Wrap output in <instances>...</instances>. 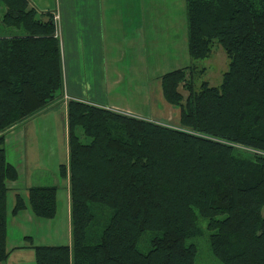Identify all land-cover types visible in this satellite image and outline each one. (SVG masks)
Listing matches in <instances>:
<instances>
[{"label":"trees","instance_id":"1","mask_svg":"<svg viewBox=\"0 0 264 264\" xmlns=\"http://www.w3.org/2000/svg\"><path fill=\"white\" fill-rule=\"evenodd\" d=\"M0 263L6 216L56 213V187L15 194L3 133L61 97L59 43L49 13L26 0H0ZM192 61L221 47L220 84L195 65L159 77L163 101L178 109L169 128L98 106L66 103L69 244L34 245V264H193L192 239L207 233L221 264H264V0H184ZM199 75V76H198ZM179 90L185 93L183 97ZM149 233L146 249H137Z\"/></svg>","mask_w":264,"mask_h":264},{"label":"rangeland","instance_id":"2","mask_svg":"<svg viewBox=\"0 0 264 264\" xmlns=\"http://www.w3.org/2000/svg\"><path fill=\"white\" fill-rule=\"evenodd\" d=\"M100 8L112 12L111 17L121 22L117 23L115 28L109 30L107 34L108 55L105 67L107 103L123 111L145 115L149 107L146 96L151 94L152 106L155 107V111L152 115H149L152 120L147 122L176 128L178 126V109L163 101L160 93L159 77L167 72L195 65L197 70L203 68V73L195 79L194 87L197 88L202 81L206 82L208 86L216 87L220 84L221 75L226 70L227 65L223 50L220 46L213 44L207 58L192 61L188 57L184 0H102ZM2 9L0 5V11ZM136 9L139 15L141 11L144 12L146 9L153 10L154 19L157 23L153 27V34L145 29L144 31L135 30L131 20ZM132 12L133 16H131ZM160 24L163 28L157 27ZM135 35L138 36L137 41ZM151 36L155 37L154 42L151 41ZM114 77H117L118 80L112 83ZM179 91L184 97L185 93L182 90ZM62 98L63 100L67 99V102L69 101V98L65 95ZM157 104H160V106ZM40 137L36 140L37 146H30L28 152L25 153L28 154L30 160L34 156L32 154L34 150L38 154H42L44 153L42 151L46 149L45 147L51 145V140L47 139L48 134ZM26 166L28 171L32 170L35 174L36 167L32 163L31 165L26 163ZM41 174L44 178L49 175L45 173L44 169ZM40 183L49 185L51 182L46 179ZM18 184L19 187H23L21 181ZM58 194H56V213L51 220L34 218L28 211H22L15 217H11L7 213L6 247L8 249L13 244L16 246L13 252H27L25 249H19L26 244L23 242L25 235L30 237L35 245H66L69 236V221L68 218L66 222L63 219V202ZM9 200V195H7V211L13 203ZM261 214L264 216V207ZM55 222H57L56 228L60 231L61 238L52 242L44 240L41 233L47 234L48 227L50 225L53 227ZM149 236V233H144L141 236L137 244L139 251H145ZM190 242L196 246L193 264H221L209 252L205 231L200 237L192 239Z\"/></svg>","mask_w":264,"mask_h":264},{"label":"crops","instance_id":"3","mask_svg":"<svg viewBox=\"0 0 264 264\" xmlns=\"http://www.w3.org/2000/svg\"><path fill=\"white\" fill-rule=\"evenodd\" d=\"M26 2L28 7L32 8L37 15L49 13L51 16V12L55 9L58 12L59 53L63 81L62 96L65 95L69 100L98 106L144 121L152 120L149 115L154 113L155 107L152 106L151 94L146 96L149 103L147 112L149 113L146 114V112L145 115L123 111L107 103L105 96V67L108 55L107 34L109 30L115 28L117 23L121 22L111 17L112 12L100 8L102 0H26ZM131 16H133V12ZM131 22L136 31L139 29L144 31L145 29L151 34H153V27L157 24L153 10L149 11L148 9L144 12L141 11L140 15L136 9ZM157 27L163 28L161 24ZM167 28L169 27L167 26ZM137 39L138 36L135 35V40L137 41ZM154 39L155 37L151 36L152 42ZM117 80L118 78L114 77L112 83ZM62 96L50 103L48 107L7 129L3 133V148L6 161L17 172L16 181L7 184L9 201L12 203L15 194H20L25 198L26 190L29 187L54 186L56 187V194L59 193L58 196L62 198L63 219L66 222L67 218L69 221L68 181L67 178L60 179L57 174L58 166H66L67 163V99H64L65 102H63ZM157 105L160 106V104ZM44 134H48L47 139L51 140V145L47 146L48 149L45 147L46 149L42 151L44 152L42 154H38L34 150L32 153L34 156L30 160L28 154L25 153L28 152L30 146L36 147V140ZM26 163H30V165L32 163L36 167L35 174L34 171L27 170ZM43 169L45 173L49 174L46 178L41 174ZM46 179H49L51 183L42 185L40 182ZM20 181L23 183L24 189L22 186H18ZM56 224L57 222L53 225L54 229L51 225L48 227L47 234L41 233L44 240L52 242L61 238V233L56 228ZM68 244L69 236L66 245ZM15 247L13 244L9 249L6 247L8 256L0 264H34L31 250L13 252Z\"/></svg>","mask_w":264,"mask_h":264},{"label":"built area","instance_id":"4","mask_svg":"<svg viewBox=\"0 0 264 264\" xmlns=\"http://www.w3.org/2000/svg\"><path fill=\"white\" fill-rule=\"evenodd\" d=\"M59 19V16H58V12L57 10L55 9L54 11L51 12V22L53 24V27H54V33H53V36L54 38H56L58 40V43L60 42L59 40V27H58V20Z\"/></svg>","mask_w":264,"mask_h":264}]
</instances>
